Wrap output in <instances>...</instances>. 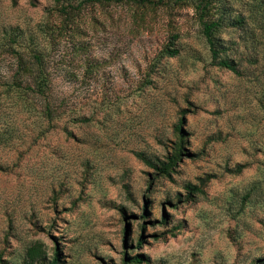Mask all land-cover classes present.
Listing matches in <instances>:
<instances>
[{"label": "rangeland", "instance_id": "rangeland-1", "mask_svg": "<svg viewBox=\"0 0 264 264\" xmlns=\"http://www.w3.org/2000/svg\"><path fill=\"white\" fill-rule=\"evenodd\" d=\"M203 5L0 0V264H264V0Z\"/></svg>", "mask_w": 264, "mask_h": 264}, {"label": "trees", "instance_id": "trees-1", "mask_svg": "<svg viewBox=\"0 0 264 264\" xmlns=\"http://www.w3.org/2000/svg\"><path fill=\"white\" fill-rule=\"evenodd\" d=\"M54 1H55L56 3H59V2H60V0H54ZM86 1H90V2H93V1H94V2H119L120 0H86ZM149 1H150V0H133V2H141V3L149 2ZM162 1H164V0H158V2H162ZM212 1H213V0H201V2L204 4L203 6H204L205 9H207V8L209 7V5H211ZM216 27H217V24H216V23L205 24V26H204V34H205V37L208 39V43H209L210 46H211V49H210V50H212L211 53L213 54V58L217 57V53H216L215 50L213 49V46H212L213 43H212V41H211V35H212V31H213ZM175 42H176V38L173 37V38H172V41L170 42V44H171L170 46H174ZM165 53H166L169 57L173 58V57H176V56L178 55L179 52L176 50V48H174V49H166ZM35 59H36L37 61L40 60L39 57H35ZM220 66L223 67V68H225V69H228V70H230V71L235 72V68H234V66L231 65V64H230L229 62H227V61H222V62H220ZM40 86H41V84H40ZM40 92H42L41 89H40ZM48 116H49V117H52V116H51V111H49V110H48ZM175 162H176L175 160L170 159V160L168 161V163L162 164L159 170H160L162 173H164L165 175H169L170 169L174 166ZM146 164H147L148 166H153L151 163H148V162H147ZM188 189H191V188L188 187ZM33 252H34V250H33V249H30V250H29V253H28V255L30 256L31 259H32ZM133 260H134L136 263H138V264H141V263L144 261V259L141 258V257H139V256H135ZM50 264H59V257H58V253H57L56 251H55V253H54V256H53L52 262H51Z\"/></svg>", "mask_w": 264, "mask_h": 264}]
</instances>
